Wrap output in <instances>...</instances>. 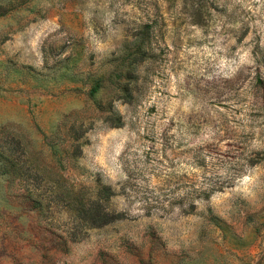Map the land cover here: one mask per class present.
Here are the masks:
<instances>
[{"label": "rangeland", "instance_id": "374dc122", "mask_svg": "<svg viewBox=\"0 0 264 264\" xmlns=\"http://www.w3.org/2000/svg\"><path fill=\"white\" fill-rule=\"evenodd\" d=\"M0 264H264V0H0Z\"/></svg>", "mask_w": 264, "mask_h": 264}]
</instances>
